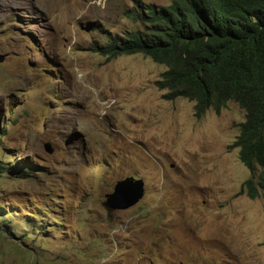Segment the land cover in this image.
Here are the masks:
<instances>
[{
  "label": "rangeland",
  "instance_id": "obj_1",
  "mask_svg": "<svg viewBox=\"0 0 264 264\" xmlns=\"http://www.w3.org/2000/svg\"><path fill=\"white\" fill-rule=\"evenodd\" d=\"M134 2L0 0V264H264L263 190L231 147L243 110L197 119L163 99V65L94 52L140 28ZM126 177L143 198L107 210Z\"/></svg>",
  "mask_w": 264,
  "mask_h": 264
},
{
  "label": "trees",
  "instance_id": "obj_2",
  "mask_svg": "<svg viewBox=\"0 0 264 264\" xmlns=\"http://www.w3.org/2000/svg\"><path fill=\"white\" fill-rule=\"evenodd\" d=\"M128 16L140 28L106 34L94 52L107 61L139 54L163 65L156 82L163 99L193 102L197 119L237 104L245 119L231 147L250 172L248 195L257 197V188L264 195V0H135ZM28 173L24 167L16 175Z\"/></svg>",
  "mask_w": 264,
  "mask_h": 264
},
{
  "label": "water",
  "instance_id": "obj_3",
  "mask_svg": "<svg viewBox=\"0 0 264 264\" xmlns=\"http://www.w3.org/2000/svg\"><path fill=\"white\" fill-rule=\"evenodd\" d=\"M48 152L51 153L49 147ZM145 193L143 179L126 177L115 183L112 193L105 195L103 206L110 211H124L139 203Z\"/></svg>",
  "mask_w": 264,
  "mask_h": 264
},
{
  "label": "clouds",
  "instance_id": "obj_4",
  "mask_svg": "<svg viewBox=\"0 0 264 264\" xmlns=\"http://www.w3.org/2000/svg\"><path fill=\"white\" fill-rule=\"evenodd\" d=\"M238 106V105H237ZM243 165V164H242Z\"/></svg>",
  "mask_w": 264,
  "mask_h": 264
}]
</instances>
